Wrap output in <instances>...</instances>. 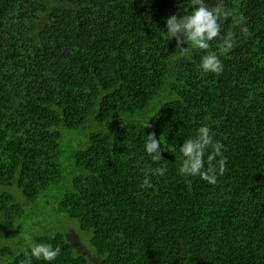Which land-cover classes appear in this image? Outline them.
Instances as JSON below:
<instances>
[{
  "label": "trees",
  "instance_id": "1",
  "mask_svg": "<svg viewBox=\"0 0 264 264\" xmlns=\"http://www.w3.org/2000/svg\"><path fill=\"white\" fill-rule=\"evenodd\" d=\"M221 2L232 15L198 49L165 28L195 0H0V230L60 182L64 131L80 130L58 213L101 264H264V0H206ZM208 52L220 74L199 68ZM203 125L214 184L180 171L179 148ZM34 240L61 249L52 264H90L66 229ZM4 242L0 264H26L29 246Z\"/></svg>",
  "mask_w": 264,
  "mask_h": 264
},
{
  "label": "clouds",
  "instance_id": "2",
  "mask_svg": "<svg viewBox=\"0 0 264 264\" xmlns=\"http://www.w3.org/2000/svg\"><path fill=\"white\" fill-rule=\"evenodd\" d=\"M232 13L226 10L223 2L216 5L214 8H210L206 4V0H195V6L188 15L176 17L172 15L166 20V30L170 37L176 38L177 45H181L184 40L190 42L194 47L198 49H208L209 42L217 38L221 34L222 21L226 20ZM238 25H242V21L237 20ZM241 31L246 29L241 27ZM228 48L232 47L230 38L224 41ZM184 55L175 57V60H182ZM199 68L204 73L220 74L223 71V63L221 59L214 53L208 52L203 55L199 61ZM213 143V136L211 129L207 125L201 126L197 130V136L193 139H188L187 142H183L179 151L186 158V162L181 164L180 171L189 175H200V177L208 183L214 184L216 182L215 175H209L207 172H202L201 157L204 149ZM215 153L222 155L220 149L224 147L222 143L217 141L214 145ZM144 152L153 161L161 159V153L163 152V146L160 141L155 138L154 134H148L144 143ZM226 158L222 157L219 161V171L222 174L224 171V165ZM160 175L164 174L163 169H156ZM145 188L152 187L151 179L146 178L143 181ZM30 255L26 260V264H32V259L42 260L52 264L57 257L61 254V249L53 247L50 244L31 242L29 244Z\"/></svg>",
  "mask_w": 264,
  "mask_h": 264
},
{
  "label": "rangeland",
  "instance_id": "3",
  "mask_svg": "<svg viewBox=\"0 0 264 264\" xmlns=\"http://www.w3.org/2000/svg\"><path fill=\"white\" fill-rule=\"evenodd\" d=\"M64 133L60 159L63 176L60 182L55 183L48 191L42 192L36 201H21L24 209L22 216H19L20 218H17L8 228L1 229L0 238L3 242L5 240L6 244H20V247L17 248L21 250L34 242V237L37 235L53 234L56 230L64 232L66 229L68 239L73 244L76 253L85 254L89 258L90 264H101L103 261L95 254L88 236H85L76 225H65L68 221L67 215L58 213L59 202L66 190L71 187L69 180H72L73 175L77 173L73 156L78 148L77 142L85 137L80 130L71 132L72 135L69 131H64ZM22 199L25 198L22 197ZM23 238L25 239L19 243Z\"/></svg>",
  "mask_w": 264,
  "mask_h": 264
}]
</instances>
